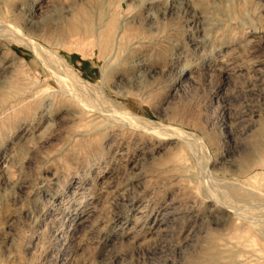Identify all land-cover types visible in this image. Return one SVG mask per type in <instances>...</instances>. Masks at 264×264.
Segmentation results:
<instances>
[{
	"label": "rangeland",
	"instance_id": "374dc122",
	"mask_svg": "<svg viewBox=\"0 0 264 264\" xmlns=\"http://www.w3.org/2000/svg\"><path fill=\"white\" fill-rule=\"evenodd\" d=\"M263 237L264 0H0V264H264Z\"/></svg>",
	"mask_w": 264,
	"mask_h": 264
},
{
	"label": "bare ground",
	"instance_id": "6f19581e",
	"mask_svg": "<svg viewBox=\"0 0 264 264\" xmlns=\"http://www.w3.org/2000/svg\"><path fill=\"white\" fill-rule=\"evenodd\" d=\"M99 30V29H98ZM133 30L134 29H131V28H129V29H125V34H124V37L121 39V41L119 42V47H118V52L120 51V49H123V47L128 43V41H130L131 40V36H132V33H134L133 32ZM115 31V26H114V24H113V22H110V24H108L107 25V27L105 28V31H103L102 33H100L99 35H98V40L100 41V42H103V45H102V48L100 49V51H101V53H102V55L104 56V55H107L109 52H110V50H111V47H112V33ZM135 31V30H134ZM65 32L68 34V35H70V36H73V35H81V34H84V35H86V34H90V33H93V34H95L96 33V24H94L92 21H91V19L88 17V15H87V13L86 12H80V13H78V15H76V16H74L73 18H71L70 20H69V22L67 23V26H66V30H65ZM116 33V32H115ZM136 35V37L137 36H139V34H135ZM120 37V36H119ZM24 44H25V46L29 49V50H31L32 52H35L39 57H41L42 59L43 58H45V59H43L44 61H45V63L48 65V66H54L56 69H58L59 71H67V73L69 72L71 75L73 74V76L75 75L74 74V71H73V69L70 67L71 65H69L68 63H67V61L65 60V59H63V57L61 58V59H57L58 58V56H57V58L55 57V58H52V57H50V54H49V50L48 51H46L44 48H42L38 43H36V42H34V41H32V40H24ZM117 51V50H116ZM54 55V54H53ZM115 55V54H114ZM41 60V59H40ZM52 72H54V71H52ZM56 72V71H55ZM62 73V72H61ZM60 73V74H61ZM66 73H64V75H65ZM67 75V74H66ZM75 76H77V75H75ZM74 76V78H75V80L73 79V77H72V79L74 80V81H76L77 79H78V77H77V79H76V77ZM70 77V76H69ZM69 77L67 78V79H69ZM63 80V79H62ZM72 80V81H73ZM80 80V79H79ZM79 82H81V83H79ZM79 82H74V83H76L77 84V87H78V83L80 84V86H85V84H87L85 81H79ZM73 83V82H72ZM90 87V86H89ZM100 91V90H99ZM97 92L98 93V95L100 96L101 94H99V93H102V92ZM77 92V91H76ZM84 93V92H83ZM96 93V94H97ZM102 97H98V99H101L102 100V104H101V106L100 107H102V108H100V109H103L104 110V112H108V115L110 116V117H112L113 118V120L115 119V120H117V121H121L122 123L120 124V125H122V124H124L123 122H125L126 123V125H127V123L128 124H130V126L132 125V127H135L136 128V126H139L140 125V128H139V130L141 129V125H144V127H145V129H142V130H145L146 132L149 130H147L146 128L147 127H151L152 129H153V127H155V131H157V132H160V134L161 133H163V134H166L164 137H169V138H174V137H177L178 139H187V137H189L188 135L186 136L184 133H179V132H177V131H174L173 129H169V128H164V126L163 127H161V126H158V125H155V123L154 124H152L151 123V121L149 120V119H146V118H144V117H139L138 115H136V114H134V113H132V112H130V111H127V110H121V109H119V108H117V107H115L114 105H113V103H111L110 101H108V100H106L105 98V96L102 94L101 95ZM90 99V98H89ZM83 100V99H82ZM86 99H84V101H85ZM101 100H99L100 102H101ZM93 101V100H92ZM90 102V101H89ZM89 102H88V104H89ZM83 103V102H82ZM85 103V102H84ZM92 104V103H91ZM97 105V106H98ZM91 106V105H90ZM89 106V107H90ZM98 106V107H99ZM85 107H86V105H85ZM91 109V108H90ZM98 109V108H97ZM99 109V110H100ZM103 110H101L102 112H103ZM98 111V110H97ZM96 112V111H95ZM94 112V113H95ZM100 112V111H99ZM101 113V112H100ZM99 113V114H100ZM98 114V115H99ZM97 115V114H96ZM104 115H107V113L105 114L104 113ZM108 115L106 116V117H108ZM102 117V116H101ZM109 117V118H110ZM108 118V119H109ZM112 118H111V120H112ZM110 120V119H109ZM113 120H112V122H113ZM116 122V121H115ZM134 124H137L136 126H134ZM125 125V124H124ZM131 127V128H132ZM152 131V130H151ZM154 135V134H153ZM158 135V134H157ZM162 135V134H161ZM159 136V135H158ZM187 144H188V142H187ZM207 171V170H206ZM210 181V180H209ZM210 183H211V181H210ZM206 186H207V184H206ZM220 187V186H219ZM234 186H232V188L231 189H229L228 191H227V193L225 194L226 195V198L227 199H229V200H237V201H240V202H242V201H244L245 199H247L248 198V200H249V198H251V196H253L254 195V190L253 191H251V190H249V189H244L242 186H240V187H234ZM206 188V187H205ZM208 188V187H207ZM253 198V197H252ZM228 200V202H231V204H233V206L231 205V206H229V207H231V209L232 208H236L235 210H241L240 209V206H238V204H234L232 201H229ZM234 200V201H235ZM251 200V199H250ZM219 201V200H218ZM219 203V202H218ZM222 204V203H221ZM254 205V204H253ZM256 205V204H255ZM242 211V210H241ZM239 217H240V215H239ZM258 225V224H257ZM255 228V227H254ZM264 238V237H263Z\"/></svg>",
	"mask_w": 264,
	"mask_h": 264
}]
</instances>
